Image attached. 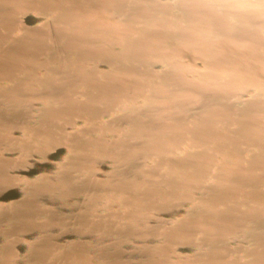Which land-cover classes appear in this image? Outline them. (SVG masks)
I'll return each instance as SVG.
<instances>
[{"label": "water", "instance_id": "1", "mask_svg": "<svg viewBox=\"0 0 264 264\" xmlns=\"http://www.w3.org/2000/svg\"><path fill=\"white\" fill-rule=\"evenodd\" d=\"M0 264H264V0H0Z\"/></svg>", "mask_w": 264, "mask_h": 264}]
</instances>
